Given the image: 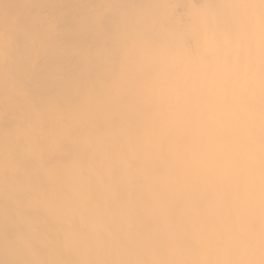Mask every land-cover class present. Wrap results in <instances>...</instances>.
<instances>
[{"label": "bare ground", "instance_id": "1", "mask_svg": "<svg viewBox=\"0 0 264 264\" xmlns=\"http://www.w3.org/2000/svg\"><path fill=\"white\" fill-rule=\"evenodd\" d=\"M0 264H264V0H0Z\"/></svg>", "mask_w": 264, "mask_h": 264}, {"label": "clouds", "instance_id": "2", "mask_svg": "<svg viewBox=\"0 0 264 264\" xmlns=\"http://www.w3.org/2000/svg\"><path fill=\"white\" fill-rule=\"evenodd\" d=\"M208 44H209V41L207 40V38H205V39L203 40V47L205 48V50H207V48H208Z\"/></svg>", "mask_w": 264, "mask_h": 264}]
</instances>
